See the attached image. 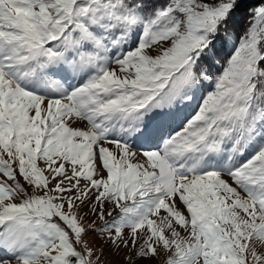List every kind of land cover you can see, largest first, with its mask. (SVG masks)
Segmentation results:
<instances>
[{"label":"snow or ice","instance_id":"1","mask_svg":"<svg viewBox=\"0 0 264 264\" xmlns=\"http://www.w3.org/2000/svg\"><path fill=\"white\" fill-rule=\"evenodd\" d=\"M264 264V0H0V264Z\"/></svg>","mask_w":264,"mask_h":264},{"label":"rangeland","instance_id":"2","mask_svg":"<svg viewBox=\"0 0 264 264\" xmlns=\"http://www.w3.org/2000/svg\"><path fill=\"white\" fill-rule=\"evenodd\" d=\"M101 264H110L108 260H102Z\"/></svg>","mask_w":264,"mask_h":264}]
</instances>
